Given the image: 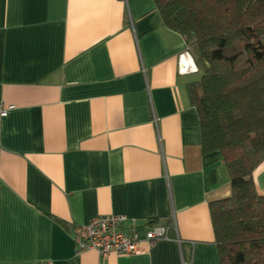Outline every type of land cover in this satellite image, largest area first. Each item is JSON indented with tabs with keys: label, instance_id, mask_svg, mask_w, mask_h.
<instances>
[{
	"label": "crops",
	"instance_id": "0c3cea01",
	"mask_svg": "<svg viewBox=\"0 0 264 264\" xmlns=\"http://www.w3.org/2000/svg\"><path fill=\"white\" fill-rule=\"evenodd\" d=\"M185 48L154 0H0V264H219L230 177L202 152ZM253 179L264 194V160ZM111 213L168 238L77 253L73 225Z\"/></svg>",
	"mask_w": 264,
	"mask_h": 264
},
{
	"label": "trees",
	"instance_id": "16d2710c",
	"mask_svg": "<svg viewBox=\"0 0 264 264\" xmlns=\"http://www.w3.org/2000/svg\"><path fill=\"white\" fill-rule=\"evenodd\" d=\"M184 38L198 77L186 85L203 153L218 151L231 193L209 202L219 264H264V0H154Z\"/></svg>",
	"mask_w": 264,
	"mask_h": 264
},
{
	"label": "built area",
	"instance_id": "2783aa9c",
	"mask_svg": "<svg viewBox=\"0 0 264 264\" xmlns=\"http://www.w3.org/2000/svg\"><path fill=\"white\" fill-rule=\"evenodd\" d=\"M188 56L191 57L189 53ZM181 63L184 64L181 70H184L186 62L181 61ZM14 107L12 103L0 102V146L4 120ZM127 222L128 218L125 214L111 213L96 215L86 223L73 225L71 235L75 251L79 253L93 249L103 258L110 252L134 254L142 251V243L150 249L158 240L168 238L169 225H150L141 237L135 222L132 220L126 225ZM173 223L172 219L171 224Z\"/></svg>",
	"mask_w": 264,
	"mask_h": 264
},
{
	"label": "bare ground",
	"instance_id": "6f19581e",
	"mask_svg": "<svg viewBox=\"0 0 264 264\" xmlns=\"http://www.w3.org/2000/svg\"><path fill=\"white\" fill-rule=\"evenodd\" d=\"M185 65L187 66V68H189V67H190V64H188V63H186Z\"/></svg>",
	"mask_w": 264,
	"mask_h": 264
}]
</instances>
